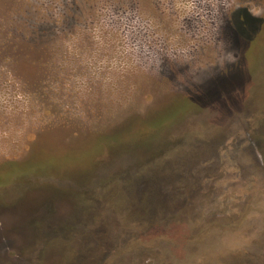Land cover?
Returning <instances> with one entry per match:
<instances>
[{
    "label": "rangeland",
    "instance_id": "obj_1",
    "mask_svg": "<svg viewBox=\"0 0 264 264\" xmlns=\"http://www.w3.org/2000/svg\"><path fill=\"white\" fill-rule=\"evenodd\" d=\"M0 4L2 27L65 16L85 33L54 71L2 57L0 264H264V47L247 54L233 30L242 11L264 20V0ZM219 89L182 116L184 96ZM48 152L70 165L18 167Z\"/></svg>",
    "mask_w": 264,
    "mask_h": 264
},
{
    "label": "trees",
    "instance_id": "obj_2",
    "mask_svg": "<svg viewBox=\"0 0 264 264\" xmlns=\"http://www.w3.org/2000/svg\"><path fill=\"white\" fill-rule=\"evenodd\" d=\"M1 9L2 7L0 4V10ZM64 17L65 16H61L60 18L56 20L53 26L50 25L49 28H44V30L42 31H40V28L35 25L31 27L29 30H25L24 28H19V27L13 28L11 25L3 26V27L0 26V68L4 69L2 67V63H6L2 59V57L9 59L10 58L9 55L12 54L11 57H15V58L19 57V59L20 58L31 59L32 55L34 56L37 55L41 61H45L46 57L48 58L50 57V60H51L50 63L44 62V65L49 66L48 71L56 70L57 66L55 64L60 61V58L69 56V52L65 50L66 46H70V43H72L76 47L78 45L80 46L83 43L79 39L81 35L83 36L85 34L83 31L84 27L82 26L81 23L77 24L78 22H75L69 26L68 24H65L64 26H62L65 22ZM71 17H72V21H75L77 18L76 15H72ZM41 19H44V17H42ZM234 27L235 29L233 30H235L236 43L238 44L240 48L244 49V52H246L247 54H252V52H254L255 50L261 47H264L263 46L264 45V20H261L259 18H254L250 14H248V12L242 11L237 15V18L234 21ZM44 31L53 32L52 42L51 41L43 42V43L38 42L37 40L38 33L44 32ZM69 37H72V40L70 41L68 45H66L67 39ZM76 55H79V54L77 52L72 53V57ZM41 61H33V62L37 63ZM43 70H46V66H45V69ZM220 83L223 84V82H220ZM230 84H232V82H226L223 85V87H221L220 89H223L227 86L229 87ZM220 89L218 91L215 90L214 92L207 94L206 97H203L201 99H198L199 97L198 95L195 97L184 96L185 98L183 99H187L188 102H186L187 104L186 108L181 112L182 116H184L188 111H192V110H195L203 106L204 102L209 101L215 94H217L220 91ZM195 101L197 102L195 103V105H192V103L190 105V102H195ZM166 119L169 120V117H167ZM153 126L155 127L160 126V130H159L160 133H162L163 130L168 129L166 126H163V125L153 124ZM139 132H143V131H139ZM137 133L138 132L129 133L124 138L130 137L135 134L138 135ZM118 140L119 139L112 137V135L108 138H106V136L98 137L97 140L94 142V147L93 145L91 146V148L92 147L94 148L93 150L95 151L97 150L96 154L94 155L92 159V162L93 163L96 162L99 156H101L106 151V148H113L114 145L119 146L120 144H117ZM34 155H36V153H34ZM34 155L32 154L29 159L20 162L18 164V167L24 168V170L28 174H31L37 177L50 175L52 171L61 170L65 166L68 167V165H70L69 163H66L64 160L54 157L49 152L43 157L42 156L34 157ZM163 207L167 208L165 204L163 205ZM167 231L168 230H165L164 232L161 231L162 234H160V238H168L169 232ZM53 235H56V234H53ZM145 236L146 234L144 233L139 237V239L143 241L144 243H147L146 240L149 237H145Z\"/></svg>",
    "mask_w": 264,
    "mask_h": 264
}]
</instances>
